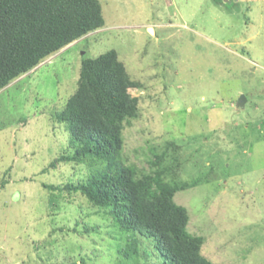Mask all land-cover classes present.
<instances>
[{"label": "rangeland", "instance_id": "obj_1", "mask_svg": "<svg viewBox=\"0 0 264 264\" xmlns=\"http://www.w3.org/2000/svg\"><path fill=\"white\" fill-rule=\"evenodd\" d=\"M99 3L101 28L0 91V264L117 263L110 221L80 192L41 185L90 173L84 162L46 166L72 149L54 114L76 89L81 57L108 49L139 83L128 89L138 112L124 123V163L150 171L162 153L165 180L195 182L174 201L203 237L201 253L216 264H264V0ZM147 251L141 263L158 264Z\"/></svg>", "mask_w": 264, "mask_h": 264}, {"label": "trees", "instance_id": "obj_2", "mask_svg": "<svg viewBox=\"0 0 264 264\" xmlns=\"http://www.w3.org/2000/svg\"><path fill=\"white\" fill-rule=\"evenodd\" d=\"M103 25L99 0H0V91ZM138 85L114 49L81 57L76 89L54 114L68 130L72 149L46 167L59 161L84 162L90 173L85 180L62 187L41 185L80 192L110 221L120 240L115 245L116 264H145L141 260L151 257L149 246L158 264H216L201 253L203 237L188 231L187 210L174 201L176 191L195 182L165 180L170 167H158L162 153L153 154L150 171L124 163V123L138 112V98L128 89Z\"/></svg>", "mask_w": 264, "mask_h": 264}, {"label": "water", "instance_id": "obj_3", "mask_svg": "<svg viewBox=\"0 0 264 264\" xmlns=\"http://www.w3.org/2000/svg\"><path fill=\"white\" fill-rule=\"evenodd\" d=\"M241 101V102H239ZM245 101V97L243 95H241L239 98H238V101H237V104L240 103V104H243V102Z\"/></svg>", "mask_w": 264, "mask_h": 264}]
</instances>
